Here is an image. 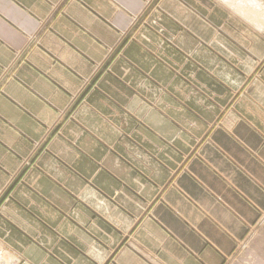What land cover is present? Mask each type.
Returning <instances> with one entry per match:
<instances>
[{
  "label": "crops",
  "instance_id": "obj_1",
  "mask_svg": "<svg viewBox=\"0 0 264 264\" xmlns=\"http://www.w3.org/2000/svg\"><path fill=\"white\" fill-rule=\"evenodd\" d=\"M149 1L0 0L21 264H264V40L210 0Z\"/></svg>",
  "mask_w": 264,
  "mask_h": 264
},
{
  "label": "rangeland",
  "instance_id": "obj_2",
  "mask_svg": "<svg viewBox=\"0 0 264 264\" xmlns=\"http://www.w3.org/2000/svg\"><path fill=\"white\" fill-rule=\"evenodd\" d=\"M161 2V0H152V1H149V2H147V10H150V12H153L154 10H157L158 12H159V3ZM210 2H211V4H216V5H220V6H222L223 7V9H225V10H227L230 14H232V15H234V17H236L238 20H239V23L243 26V27H247L252 33H253V36H254V34H256V35H258V36H260L263 40H264V32H262L263 30H257L256 28H253L251 25H249L246 21H244V19H242L239 15V13L235 10V12H234V9H232V8H228V6H226L225 4H223L222 2H220L219 0H210ZM149 12V13H150ZM236 12H237V14H236ZM149 15V14H148ZM148 20V19H147ZM144 23H145V20L143 21H140V23H139V25H138V27L140 28V29H142V27L144 26ZM133 25H135V22L133 23ZM149 22H147V24L145 23V28L146 29H149V28H147V27H149ZM153 26H154V24H153ZM139 29V30H140ZM251 36V35H250ZM129 40H131V39H129ZM196 41H197V39H196ZM198 42V41H197ZM199 43V42H198ZM105 71V70H104ZM95 76H97V74L95 75ZM98 76H101V75H98ZM96 80H92V79H90V80H88V81H86V82H84V91L85 90H88V91H90V90H94L96 87ZM57 137V134L56 133H54L52 130L51 131H48V132H46V134H45V136H44V138L46 139V141H50V140H53L54 138H56ZM44 139V140H45ZM40 146L41 145H37L36 147H35V156L38 154V157L40 156L39 154L41 153V152H39V151H37V150H39L40 149ZM71 147L72 148H76V146L74 145V144H72L71 145ZM45 149V148H44ZM44 149H42L41 151L42 152H45V151H43ZM37 157V156H36ZM35 165H36V158L34 159V160H32V161H29V160H25L23 163H22V170L25 168V167H27V170L25 171V173L28 171V170H30V169H32L33 167H35ZM24 173V174H25ZM23 174V175H24ZM23 175H22V177H23ZM22 177H20L16 182H15V177H14V179H13V177H12V183H15V185L16 184H18V183H21V180H22ZM2 196H3V193H0V199L2 198ZM8 197V194L4 197V198H7ZM0 256H1V261H0V264H21L23 261H22V259H21V257H19L16 253H14V252H12V251H9L8 249H5L4 247H3V245L0 243Z\"/></svg>",
  "mask_w": 264,
  "mask_h": 264
},
{
  "label": "bare ground",
  "instance_id": "obj_3",
  "mask_svg": "<svg viewBox=\"0 0 264 264\" xmlns=\"http://www.w3.org/2000/svg\"><path fill=\"white\" fill-rule=\"evenodd\" d=\"M257 30L264 29V0H219ZM236 12V14H237ZM264 32V30L262 31ZM1 258V256H0ZM1 261V259H0Z\"/></svg>",
  "mask_w": 264,
  "mask_h": 264
}]
</instances>
